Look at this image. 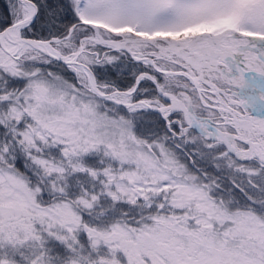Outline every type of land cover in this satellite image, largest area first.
I'll return each instance as SVG.
<instances>
[{
  "label": "snow or ice",
  "instance_id": "snow-or-ice-1",
  "mask_svg": "<svg viewBox=\"0 0 264 264\" xmlns=\"http://www.w3.org/2000/svg\"><path fill=\"white\" fill-rule=\"evenodd\" d=\"M0 264H264V0H0Z\"/></svg>",
  "mask_w": 264,
  "mask_h": 264
}]
</instances>
